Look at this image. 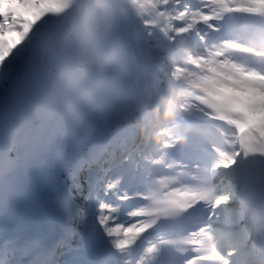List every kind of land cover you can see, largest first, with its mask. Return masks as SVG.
Listing matches in <instances>:
<instances>
[{"label": "snow or ice", "instance_id": "snow-or-ice-1", "mask_svg": "<svg viewBox=\"0 0 264 264\" xmlns=\"http://www.w3.org/2000/svg\"><path fill=\"white\" fill-rule=\"evenodd\" d=\"M71 2L64 0L58 11ZM143 7L142 0H97L82 18L65 15L45 22V13L38 11L40 0H0V39L8 42L0 52V264H131L133 241L122 234L130 227L124 217L135 215L123 204L130 197L97 172L87 149H70L61 140L52 113L85 89L95 65L109 63L112 42L123 44L130 38L134 20L145 35H153L156 22L145 17ZM194 7L183 0L173 15L186 19ZM207 19L219 31L216 21L224 15ZM61 32L82 37L80 55L52 73L49 62L60 50L51 38ZM239 131L228 141L232 152H220L213 145L219 159L211 171L194 165L193 179L204 178L209 188H190L201 193L211 211L200 227L185 235L181 243L187 247L176 249L178 264H233L238 250L248 257V264L258 250L264 264V220L241 224L248 211L243 204L217 211L234 199L237 187L251 175L250 156L264 158V148L240 143ZM220 167L231 170V179L217 195L220 186L214 181ZM160 211L175 214L178 209L163 206ZM225 224L240 227L226 231ZM221 242L226 245L223 250L218 247ZM160 255L161 248L154 244L139 253L136 264H157Z\"/></svg>", "mask_w": 264, "mask_h": 264}, {"label": "rangeland", "instance_id": "rangeland-1", "mask_svg": "<svg viewBox=\"0 0 264 264\" xmlns=\"http://www.w3.org/2000/svg\"><path fill=\"white\" fill-rule=\"evenodd\" d=\"M84 1L86 0H78L77 2V5L72 8V10L70 9L67 13L69 15V12L71 13V16H75V17H79L76 12H81V13H85L86 10H84V7H82L81 9V6L84 4ZM189 1V0H188ZM214 0H190L191 3H194V4H201V8L200 9H197V10H194V9H191L188 11V16L187 18L185 19L184 17H179L178 15L177 16H174V15H170V16H166L165 15V11L166 9L164 8V4H165V0H155L154 2V5L151 4L152 7H149L150 4H149V1L148 0H142L143 2V13L145 15L146 18H152L156 23H155V27H160L161 26V31L163 33V36L165 37H176V36H181L183 40L187 41V42H191L193 40H200V41H205L206 39V32H205V26L206 24H208L210 21L207 19L206 20V15L204 13L205 10H207V8L209 7H212L211 3L213 2ZM90 2V1H89ZM183 0H178L177 3H182ZM54 3H58V0H54ZM61 3L63 4L64 1ZM62 4L60 6H55V4L51 5L50 7V11L52 12L53 16L56 17L58 16V14H60V16L63 15L64 12L62 11H58V9H60L62 7ZM88 4V3H87ZM92 3H89L88 4V7L89 5H91ZM87 7V5H86ZM147 7L150 8L149 10L150 13L148 14L147 12ZM90 8V7H89ZM130 13H131V10H129ZM166 13H168L166 11ZM204 17V19H203ZM138 20H134L133 21V24H134V27L132 29V34L135 35H138L140 38L138 39H127L123 44L119 43V45H116L115 47L119 48V50L123 51V52H130L131 55H134L135 51L136 53H139L141 56H142V61L140 62H144L146 60H149L147 59L148 56L150 55V51L149 49H146L148 47V43H152L154 42V39H152V37L150 36H147L145 35V30L143 29V27H140L141 25L140 22ZM155 27H153V29H155ZM140 28V29H138ZM177 28H182L183 31H177ZM152 29V30H153ZM158 29V28H157ZM137 30V31H136ZM138 30H141L142 32H138ZM136 31V32H135ZM65 33H68V32H65ZM166 34H170V35H166ZM162 35V34H161ZM67 38L64 36V35H61V37H59L58 39H56V42L55 44H53V46L57 49H59L61 51V45H65L64 43L67 42ZM6 41H4L3 39H0V52H2L4 50V48H2V44H4ZM7 43V42H6ZM114 42H112L113 44ZM140 44V49L139 50H136L135 49V45L134 44ZM81 44V42H80ZM114 52V55L115 53H117V55H115V58L113 59L114 61L113 62H110L112 65L115 66V71H119L125 64H124V60H125V57L124 55H121L119 54L120 52H116V51H112ZM80 55V54H79ZM109 55V58L111 57V55L108 53ZM126 55V54H125ZM155 58H153V60H155L158 64V67H162V68H166V67H163V55H159V54H155L154 55ZM56 59H58V57H56ZM202 61H205L207 62L208 61V56H203L202 59H196V62L197 64H202ZM100 66L103 67L102 70L100 69H97V70H94V72L98 73V74H105L106 71H104V69L108 66L107 65H103V64H99ZM133 67L135 65H132ZM219 66V69L223 71V69H225L227 66H229L227 63H222ZM206 67V66H204ZM214 68V66H212ZM113 68V66H111V69ZM142 68V65H139V69ZM211 68V70H209V72L213 71ZM123 72H126L128 75L130 73H132V70H131V65H126L123 70ZM164 71L168 72L169 73V70L166 68ZM163 73L164 74H166ZM149 74V73H148ZM122 75V74H121ZM130 76V75H129ZM90 84V83H88ZM100 84V83H99ZM104 85V83H101ZM103 85H90L91 88H88V89H85L84 92L86 93H89V94H93V93H97L96 90H98L100 88V90H98L99 93L101 94H104V91L102 88ZM139 86V85H138ZM105 87V86H104ZM247 90V89H245ZM254 90H255V93L258 95L261 94V96L258 95L259 97V103H264V85L262 84H259L257 86L254 87ZM243 92H247V91H243ZM112 94V93H110ZM80 95V94H79ZM81 96V95H80ZM94 97V96H93ZM76 103L74 106L75 109H72V112L73 113H78L82 116H85V117H88L86 116L87 113H85V111H83V106L81 105H86V99H82L81 97H78L77 98H74L73 99ZM95 100V98H94ZM93 102V101H92ZM94 104H98L96 101L93 102ZM106 103V101L104 102ZM115 104H110V109L109 110H104L103 111H97V110H94L91 108L90 111V115H96V118H95V121H98V120H102V122H106L108 123L107 121H113L116 122L118 119H119V115L121 117H123V115L119 112H115L113 111L114 108H112ZM81 106V107H80ZM65 109V108H64ZM64 111H67L66 109ZM93 113V114H92ZM89 118V117H88ZM63 119L64 121L67 120L64 116H63ZM70 121H65L67 124L71 123L73 124V127H72V131L75 129L76 130V127L79 125L74 123L72 121V119H69ZM59 123H60V119H58ZM70 124V125H71ZM69 126V125H68ZM79 133V131L77 132Z\"/></svg>", "mask_w": 264, "mask_h": 264}, {"label": "bare ground", "instance_id": "bare-ground-1", "mask_svg": "<svg viewBox=\"0 0 264 264\" xmlns=\"http://www.w3.org/2000/svg\"><path fill=\"white\" fill-rule=\"evenodd\" d=\"M182 192L187 193V195H188V194L191 193L192 191H190L189 188H183V189H182Z\"/></svg>", "mask_w": 264, "mask_h": 264}]
</instances>
